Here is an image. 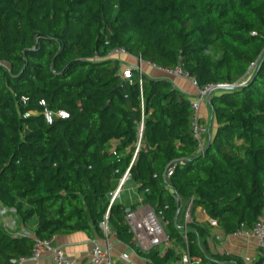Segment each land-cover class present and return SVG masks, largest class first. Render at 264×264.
Returning a JSON list of instances; mask_svg holds the SVG:
<instances>
[{"label":"trees","instance_id":"1","mask_svg":"<svg viewBox=\"0 0 264 264\" xmlns=\"http://www.w3.org/2000/svg\"><path fill=\"white\" fill-rule=\"evenodd\" d=\"M118 48L165 69L181 62L201 87L234 86L209 97L204 153L193 98L137 67L126 78L122 56L108 57ZM46 110L69 118L49 124ZM128 170L123 189L133 186L136 202L112 203ZM0 202L35 225L31 236L0 224L1 264L31 257L37 240H103L104 222L147 264H183L186 254L247 264L211 251L215 228L197 211L225 237L263 214L264 0H0ZM140 205L162 212L165 251L139 249L126 217ZM252 264H264V247Z\"/></svg>","mask_w":264,"mask_h":264},{"label":"built area","instance_id":"2","mask_svg":"<svg viewBox=\"0 0 264 264\" xmlns=\"http://www.w3.org/2000/svg\"><path fill=\"white\" fill-rule=\"evenodd\" d=\"M129 55L128 52L124 48H118L114 50L108 57H118ZM96 59H100V57L96 56ZM142 64H146L149 67L162 72L167 77H175L189 80L194 88L197 91V96L191 100V106L194 112V120H193V136L199 142L200 145V152L204 153L205 150V141L204 137L209 131L208 124L203 122L200 117L201 112V104L204 101H208L211 93L219 89L220 86L224 85H208L205 87H201L195 78L190 77V75L184 71L182 63L180 62L179 66L176 69H165L163 67H158L152 62H143L139 59V64L137 69L139 70L141 76L143 75ZM126 78L132 79V74L128 71L125 74ZM141 82V81H140ZM244 84L246 83L243 82ZM44 104V103H43ZM46 121L49 124H52L55 118H62L67 119L69 118V114L65 111L59 112H52L46 110L44 112ZM143 132V124L140 130V137H142ZM141 147V142L139 141L138 148L134 153L133 162L135 161L139 149ZM175 170V166L169 168L166 173V179H170L173 175ZM129 179V170L124 175L123 179L120 181L119 187L117 190L112 194V203L115 202L119 197L120 193ZM176 200L179 202L180 198L178 196L175 197ZM190 208L189 206L186 214V221L191 220L190 215ZM201 209V208H200ZM203 213L205 211L201 209ZM127 223L129 224L131 231L135 234V238L137 241V245L141 251L149 252L151 249L160 246L164 243V238L169 241L167 233L165 231L166 222L163 219V214L161 211H156L150 206H143L139 207L136 211L129 213L126 217ZM209 224L211 227L218 229V222L214 219H208ZM7 228V223L3 225ZM103 227L105 229L104 244L95 243L90 251V254L87 259V264H116V259L114 257V248L112 243L109 240V228L108 222L103 223ZM26 235V234H23ZM231 237V236H229ZM233 237L238 238H254L257 241L258 247H264V210L263 214L260 216L258 222L252 229L241 228ZM56 238L57 236L47 239V240H37L33 249V254L31 257H20L17 261V264L26 262L29 259H33L34 261L38 262L40 258L45 253H51L54 259V264H79V262L73 258H70L64 249L61 246L56 245ZM215 239L217 241H221L223 239L222 234H215ZM136 256L131 251L124 252L119 257V260L122 261L123 264H147L141 260L137 261L134 257ZM202 260L200 258H194L191 260L189 256L186 254L183 257V264H201ZM37 264V263H36Z\"/></svg>","mask_w":264,"mask_h":264},{"label":"crops","instance_id":"3","mask_svg":"<svg viewBox=\"0 0 264 264\" xmlns=\"http://www.w3.org/2000/svg\"><path fill=\"white\" fill-rule=\"evenodd\" d=\"M123 63L124 69L126 71L130 70V68L137 67L139 64V60L133 56H122L118 57ZM142 69L144 73L153 76V77H167L162 72L154 70L146 64H142ZM170 78L176 88L191 96V98H195L197 96V91L189 80L175 78V77H167ZM200 117L203 119L209 126L212 122V115L210 112L208 101H204L201 104V112ZM205 143L207 142V137L204 139ZM129 189V188H128ZM134 192L135 188H131ZM131 190H128V192ZM132 193V192H131ZM135 194V193H134ZM136 202V201H135ZM197 220L199 222H207L208 217L205 213L201 211L199 208L197 211ZM7 223L6 231L13 235H23L30 234L34 235L35 225L32 223L24 225L22 224L17 214L5 208L0 202V224L4 225ZM214 234H222L220 229H215L213 231ZM109 240L114 248V257L116 259V264H123L122 261L119 260V257L124 252H130L128 247L124 244L120 243L114 234L109 233ZM104 239H91L84 233H76L69 236H57L56 245L61 246L66 254L79 262V264H87V259L90 254V251L95 243L104 244ZM210 248L213 253H234L242 256L247 264H252V261L255 259L258 251V244L254 238H238V237H225L223 235V239L221 241H212L210 243ZM133 257L139 261L137 256ZM54 264V259L51 253H45L38 262L33 259H29L26 262L20 264ZM1 264V260H0Z\"/></svg>","mask_w":264,"mask_h":264},{"label":"rangeland","instance_id":"4","mask_svg":"<svg viewBox=\"0 0 264 264\" xmlns=\"http://www.w3.org/2000/svg\"><path fill=\"white\" fill-rule=\"evenodd\" d=\"M246 81H248V80H246ZM242 85H244V83H241L239 86H242ZM217 92L220 93V91H217ZM131 188H134V187L129 185L125 189H123L122 196L118 198L121 202L125 203L126 205L130 204L132 201H136V199L134 197L135 194L134 195L129 194L130 192H133V190ZM128 190H131V191H129V193H128ZM140 207H143V205H140ZM30 224L32 225V223H30ZM170 246H171V243H170V241H168V239L165 236L164 243L160 246V248L162 249V251H165ZM178 252H181V249L178 248Z\"/></svg>","mask_w":264,"mask_h":264},{"label":"water","instance_id":"5","mask_svg":"<svg viewBox=\"0 0 264 264\" xmlns=\"http://www.w3.org/2000/svg\"><path fill=\"white\" fill-rule=\"evenodd\" d=\"M233 88H234V86H231V85H224V86L219 87V89H225V90H231Z\"/></svg>","mask_w":264,"mask_h":264}]
</instances>
